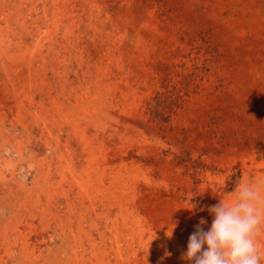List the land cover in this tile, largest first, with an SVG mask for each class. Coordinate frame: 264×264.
<instances>
[{
	"label": "rangeland",
	"instance_id": "obj_1",
	"mask_svg": "<svg viewBox=\"0 0 264 264\" xmlns=\"http://www.w3.org/2000/svg\"><path fill=\"white\" fill-rule=\"evenodd\" d=\"M87 1L83 7L73 9L86 26L90 25L86 18L89 13L97 15L99 20L108 11L105 15L115 25L105 31L98 22L94 28L99 30H86L89 35L72 29L67 43L85 49V60L88 57L101 60L104 71L112 68L127 96L102 95L100 102L92 103L82 85L73 87L68 82L67 92L54 106L51 103L49 109L53 107L52 110L59 112L58 108H65L71 112L70 120L77 122L74 111L78 110L72 105L73 102L83 104L97 125H90L91 120L77 124L94 128L108 125V112L114 111L117 115L124 112L126 117L135 120L137 130L114 137L110 147L102 152L95 146L87 149L86 155L77 148L79 160L74 161L77 176L92 168L94 177L89 176L90 182H82L75 175V179L66 178L60 183L55 168L57 160L53 166L48 165L52 152L45 147V131L38 136L33 125L30 136H26L19 122L25 120L24 124L28 125L31 117L26 115L20 119L15 102L9 104V109L0 107V113L8 117L5 131L17 136L16 142L4 141L3 133L0 137V177L3 178L0 181V236L7 235L6 240H0V264H18L21 260L23 264H46L43 260L26 261L32 251L22 249L24 243L20 237L31 234L28 245H37L43 239L35 235L43 232L49 245H38L32 253L37 256L41 250L44 256H49L51 264H96L85 232L96 239L98 253L107 250L105 264H134L132 248L125 245L124 239L132 240L128 243L136 247L141 264L151 263L152 256L144 260L146 250L139 248V239L132 236L134 232H125L134 229L131 222L123 213L112 217V208L108 209L103 196L101 199L95 191L106 162H110L108 174L113 173L116 181L122 187L128 186L136 196V216L147 222L143 232H152L151 238L160 240L157 243L159 263L164 260L165 264H171L175 260L174 264H194L183 254L201 218L207 221L204 230L210 229L214 217L208 206L220 199L234 201L235 196L229 194L238 183L253 184L264 193V0ZM2 20L0 27H4L5 20ZM53 22L44 28L40 45L48 43L50 40L45 39L56 34ZM12 26L20 27L15 22ZM61 92V88H53L50 99ZM45 99L42 96L38 100L41 106H48ZM11 123L16 127L11 128ZM90 133L94 134L95 130L92 128ZM36 142L38 149L31 152L29 146L35 147ZM30 158L44 163L46 178L39 188L34 185L37 163L30 169ZM78 184L84 190H79ZM71 190L75 195L85 193L78 202L73 201L71 194L68 200L63 198ZM36 195H43L44 206V197L53 200L52 218L46 225L41 210L31 207ZM128 201L122 206L116 204L115 212L119 207L126 211ZM115 223L119 224V246H115L117 242L114 243L112 236ZM257 240L261 245L260 264H264V225ZM74 255L78 257L77 262H73Z\"/></svg>",
	"mask_w": 264,
	"mask_h": 264
},
{
	"label": "bare ground",
	"instance_id": "obj_2",
	"mask_svg": "<svg viewBox=\"0 0 264 264\" xmlns=\"http://www.w3.org/2000/svg\"><path fill=\"white\" fill-rule=\"evenodd\" d=\"M84 1L85 0H0V21L1 19L5 20L4 27H0V107L3 109L5 108L9 109L8 108L9 104L10 103L12 104V102H15L17 105V108L19 109L18 116L21 117L20 119L24 118L26 115L31 117L32 121L29 122L28 125L24 124L25 120H21L19 122L20 126L23 127V130L26 136L28 137L30 136L29 133L32 128L30 126H33V125H34L33 130L36 131L38 136H41L45 131V134H46V138H44L45 143H46L45 147L46 148L48 147L49 151L52 152L50 160H48L47 158L46 159L48 160V165L50 167L52 163H54L57 160L56 161L57 164L55 168H56V174L58 175L57 177L60 178L59 179L61 181L60 183H64L66 178L75 179L76 178L75 175L77 176V174H79V172H77L75 169L76 164L74 163V161L79 158V156L75 153V150H78L80 148V150L78 151L84 152V154H86L85 151L87 149H91L97 146L99 148L98 150L102 152L106 150L108 147H110L114 137L118 135L126 136L137 130V126L134 125L135 120H133L131 117H126L124 112H120L121 113L120 115H117L116 112L114 111L108 112V116L110 119V122L108 123V125L105 127L99 126L100 128H94L93 126L88 127L86 126V124H83V123L77 124L78 121L84 122L85 120H89V121L91 120L90 125H97L96 121H94V116L86 112L83 104H74L73 102L72 107H77V109L76 108L75 109L78 110V111H74L75 109L73 110L74 112L77 113L76 114L78 117L77 122L70 120L71 112L69 110L68 111L65 110V108L59 109L57 107L58 108L57 110H59V112L54 111V109L52 110L53 107L49 109L51 103L53 104L52 106H54L56 102L62 98L64 93L67 92L65 86L67 85L66 83L68 82L73 87L79 84L82 85V87L86 89V91L90 94L89 100H91L92 103L93 101L100 102L102 95L108 96L109 98H113L115 94L117 93H120L123 97L127 96L125 94L126 92L124 91L125 88H122V86H120L121 84L119 83L118 78L116 77V74L112 68L107 69L104 67L106 69L104 71V69L102 68L103 62L101 60H97L98 58L93 59L91 57H88V55L87 57L89 59L85 60L86 57L84 58V56L86 54L83 56V51L85 49H82L81 47L74 48V47H71L72 45H69L67 43L68 35H72L73 33L72 29H76L77 31L83 34L88 29H92L94 31L99 30L97 28H94L95 24L98 22L100 23L99 26L102 28V30H105V31H107V29L111 25L113 27L115 25L114 24L115 22L112 23L111 18L108 17L109 15H105L106 13L105 12L103 14L104 16L101 14L102 17H99V20H98L97 15L89 13L88 14L89 16L86 18H88L87 21L90 25L86 26L82 17L78 13L73 11L74 8H77L80 6L83 7ZM52 20H55V22H53L54 24L53 26L56 29V34L54 35L53 38L50 37V39L49 38L45 39V40H50L48 43L40 45L39 39L42 36V33L45 31L44 28L48 25L49 22L51 23ZM13 22L20 25L19 29L12 26ZM0 25H1V22H0ZM46 32H49V31H46ZM74 33L76 34V32ZM111 35H114V34L111 33ZM107 36H110V34L109 35L107 34ZM83 37H85V35ZM114 38H115V35H114ZM94 46H97V45H94ZM109 51L111 52V50ZM94 60H95V63H94ZM111 65L113 64L111 63ZM56 87H59V89L61 88L62 92L61 94L59 93L60 95L57 94L54 99H50L51 92L53 88H56ZM77 91H80V90H77ZM42 96H44L47 99V100L45 99V103L49 107L41 106V103H39L40 101L39 99H41ZM25 103H27V106L29 108L25 107ZM54 108L56 109V107ZM7 121H8V117L6 115L3 116L0 113V137L3 133L6 135L5 136L6 140L4 141H7V139H9V140H12V142H16L17 136L8 135L9 131L8 132L5 131V126L7 125ZM11 125H12L11 128H14V126L16 127L14 123H11ZM141 126L144 127L145 124H142ZM92 128L95 130L94 134L90 133V131H92ZM14 130L16 131V129ZM35 144H36L35 147L32 144L29 146L30 148H32V150L29 148L31 152L38 149L37 142ZM42 146L44 145L42 144ZM101 154H105V153L103 152ZM35 163H37V167L35 166L34 171L37 177L35 176L36 180H35L34 185L36 186V188H39L40 183H42V179L46 178L45 172H44V163L42 164V163H39L37 160L31 159V163L30 164L28 163L30 169L32 166L34 167ZM106 163L102 166L103 173H102V176L98 178V185H96V183L93 181V183H95L96 185L95 191L97 190V194H99V197L101 199L103 196L104 201H106L105 203H107L106 206L108 207V209L112 208V217H115V213L116 214L123 213L125 219L131 222L130 225L134 226L133 230L129 228L125 232L127 233L134 232L135 235H132V236H136L139 239L140 241L139 248H143L146 250V255L144 258L145 261L148 258V256L150 257L152 256L151 263L147 262V264H163L166 261L163 260L162 263H159L158 258H160V256H159V253H157V252H160L158 251L159 246H157V243L160 240H154V238L152 239L151 234H149L152 232H149V233L143 232V228L147 227V222L139 220L138 216H136V212H138L137 205L134 204L136 201V196L130 193V188L128 186L122 187L116 181V176L115 175L113 176V173H111L110 175L108 174L107 166L109 165L110 162H108L107 164ZM77 166H78V163H77ZM91 172H92V168L89 170V172L87 173L82 172L77 177L80 178L82 182H85V181L90 182L89 180L90 177H94V174H92ZM0 181L2 182L3 178L0 177ZM106 182L108 183V185H105ZM70 184H73V183H70ZM7 187H8V184H7ZM78 188L81 191L84 190V188L82 186H79V184H78ZM89 188H92V187L90 186ZM40 191H41V188H40ZM74 193L71 190L63 198L67 197V200H68V195L71 194L73 196L72 198L73 201L78 202L83 197L82 193H85V192H81L79 195H75ZM36 196L37 198L35 199V202L32 203L31 207L32 208L34 207L35 210H38V211L41 210V212L40 211L39 212L41 216L44 217L43 223L44 225H46V223L49 222L50 219L52 218L51 217V209H52L51 202L53 200L51 201L49 196L44 197L46 199V205L44 206V201L42 199L43 195H36ZM127 200H129L128 201L129 203H127L129 208L123 212L122 208L119 207V209H116V212H115L116 204H119L122 206L125 201L127 202ZM10 206L11 204H9V207ZM129 214H131V217L129 216ZM118 217H121V216H118ZM32 221H33V218H32ZM148 225H149V228H151L152 223L150 222ZM118 227H119V224L115 223L113 227L114 234L112 235L114 237V243L117 242V237L120 233L118 232L119 231ZM121 233H123L122 230H121ZM44 234L45 232L41 234L36 233L35 236L37 237V239L41 238L43 240L38 241L37 245L35 244L32 246H29L27 243L28 241L27 239L28 237H30L31 234H28L27 236H24L23 234H21L20 237L23 241L22 244L24 243L22 249L30 253L31 251L32 252L35 250L37 251L38 245L39 246L43 244L49 245V241H46L44 239ZM85 234L92 247V254H93L92 259L97 261L96 264H105V262L107 261L105 259L107 258V254H108L107 250H103L102 254L98 253V251H100L99 250L100 247L98 246L96 239L89 236L90 233L85 232ZM6 236H7L6 234L4 236L3 235L0 236V240L1 239L6 240L5 238ZM124 240H125V245L126 246L129 245L128 247L129 249L132 248V253H133L132 258H134V264H141L140 258L136 254V251H135L136 247L133 248L132 243H128V241H132V240H128V239H124ZM64 244L65 242L62 241V245ZM115 246H119L118 242L115 243ZM32 252H31L30 257L27 258L28 260L26 261L40 262L41 260H43L44 263L46 264L52 263V262H49V256L47 257L44 256L41 250H40V254L37 256L35 253H32ZM48 253H51V251L49 250ZM99 254L101 255L100 258H99ZM30 258H32V260ZM77 258L78 257L74 255L73 262L74 261L77 262ZM174 262L175 260H172L171 264H174ZM18 264H23V260H21V262Z\"/></svg>",
	"mask_w": 264,
	"mask_h": 264
},
{
	"label": "clouds",
	"instance_id": "obj_3",
	"mask_svg": "<svg viewBox=\"0 0 264 264\" xmlns=\"http://www.w3.org/2000/svg\"><path fill=\"white\" fill-rule=\"evenodd\" d=\"M229 195L235 200L208 206L214 217L211 227L205 231L207 221L200 219L189 236L185 259L194 264H260L257 236L264 225V194L253 184L238 183Z\"/></svg>",
	"mask_w": 264,
	"mask_h": 264
},
{
	"label": "crops",
	"instance_id": "obj_4",
	"mask_svg": "<svg viewBox=\"0 0 264 264\" xmlns=\"http://www.w3.org/2000/svg\"><path fill=\"white\" fill-rule=\"evenodd\" d=\"M54 232H56V230H54Z\"/></svg>",
	"mask_w": 264,
	"mask_h": 264
}]
</instances>
